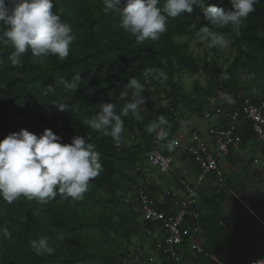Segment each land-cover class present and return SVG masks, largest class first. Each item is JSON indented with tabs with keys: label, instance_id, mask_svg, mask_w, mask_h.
I'll list each match as a JSON object with an SVG mask.
<instances>
[{
	"label": "trees",
	"instance_id": "trees-1",
	"mask_svg": "<svg viewBox=\"0 0 264 264\" xmlns=\"http://www.w3.org/2000/svg\"><path fill=\"white\" fill-rule=\"evenodd\" d=\"M53 2L57 10L53 8L54 14L69 23L75 35L70 55L60 61L54 56L33 57L29 51L22 57V66H13L8 57L14 49L0 44V140L22 128L37 135L51 129L62 138V143L83 136L101 153L103 171L90 181L82 200L57 195L41 203L21 196L9 204L0 198V264H118L123 256L118 254L115 238L127 240L140 231L150 235L156 230L142 221L127 202L138 189L147 192L153 201H158L161 195L151 186L137 184V179L144 178L141 167L154 151L156 136L147 132V126L157 116L167 119L168 137L159 144L169 154L166 145L178 133L184 115L201 120L205 112H211L214 107L224 109L239 95L254 104L264 101V35H261L264 34V0L249 15L239 36L230 28L213 29L224 34L229 52L235 54L226 67V61L219 56L220 48L210 49L206 40L203 45L195 30H191L192 24L204 23L199 9L168 18V31L158 41L137 43L135 37L119 26L115 13H105L103 0ZM210 3L230 7V0H210ZM192 43L202 50L201 57L190 50ZM157 69L167 73L166 82L153 78ZM240 70L253 74L252 84L260 77L259 96L254 95L250 86L239 83ZM184 73L202 74L203 84L193 82L189 92L185 91L180 79ZM77 76L80 80L74 90H66L59 83L61 79L72 82ZM131 78L144 85L142 95L147 102L138 116L130 113L122 117L125 131L117 147L111 137L98 133L87 121L95 118L101 103H114L120 114L127 102L119 98L120 93L132 91L127 87ZM161 96L165 106L159 103ZM57 102L67 109L58 110L54 105ZM240 132L243 140L254 137L246 127ZM221 186L230 189L232 185L226 181ZM226 198L218 193L202 201L213 213L219 212ZM170 199L164 197L163 206H168ZM212 200H216V208ZM163 206L160 210L166 211ZM203 221L201 215L199 226ZM113 224L124 231L122 235L114 230ZM216 235L213 250L224 246L227 231L217 229ZM42 236L49 238L55 248L53 254H37L31 247V241ZM156 238L159 241L156 253L162 264H169L160 245V233ZM147 260L148 256H142L138 261L143 264Z\"/></svg>",
	"mask_w": 264,
	"mask_h": 264
},
{
	"label": "clouds",
	"instance_id": "clouds-1",
	"mask_svg": "<svg viewBox=\"0 0 264 264\" xmlns=\"http://www.w3.org/2000/svg\"><path fill=\"white\" fill-rule=\"evenodd\" d=\"M261 0H230V7H220L210 0H103L105 13H115L119 26L130 33L137 43L158 41L168 31L167 20L182 13H193L199 9L203 13L201 25H191V30L208 47L224 48L223 33L213 29L230 28L237 36L246 27L245 21L256 10ZM53 0H0V44L11 46L14 51L8 59L13 66H22V57L31 52L33 57L54 56L65 61L70 55L69 48L75 40L73 29L59 15L54 14ZM264 35V34H261ZM154 79L164 83L167 73L156 70ZM80 77L72 82L61 79L66 90L77 88ZM132 91H122L120 99L127 102L120 114L114 103H101L94 119L87 124L103 136L111 137L119 147L125 131L124 119L130 113L138 116L147 102L142 95L144 85L131 78L127 85ZM50 91H55L49 87ZM131 96L132 99H128ZM58 110L67 109L62 103H54ZM168 121L157 116L147 126L149 134L157 140L168 137ZM62 138L51 129H44L37 135L27 129L12 132L0 140V198L11 204L21 196L47 203L60 195L73 200H82L88 191L90 181L103 171L101 153L95 145L87 143L83 136H75L70 143H62ZM169 151L174 144L166 145ZM5 236L9 235L4 230ZM37 254L55 252L47 236L31 241Z\"/></svg>",
	"mask_w": 264,
	"mask_h": 264
},
{
	"label": "built area",
	"instance_id": "built-area-1",
	"mask_svg": "<svg viewBox=\"0 0 264 264\" xmlns=\"http://www.w3.org/2000/svg\"><path fill=\"white\" fill-rule=\"evenodd\" d=\"M201 121L205 124L203 131L187 132L180 128L170 143L174 144L176 153L191 161L199 180L212 176L223 185L225 180L221 176L219 161L240 144V129L246 127L257 141L264 144V101L254 104L239 95L228 102L224 109L214 107L211 112H205ZM159 143L160 140L155 137L154 151L148 156L145 165L162 176L172 177L182 192V198L174 203L173 212L168 210L170 206H163L164 197H170L171 192H164L160 200L153 201L147 192L138 189L127 202L139 213L142 221L153 225L160 232V245L169 264H176L180 250L185 248L196 255H203L209 264H222L213 253L203 251L195 241L200 233L201 221V214L196 208L198 195L195 188L172 168L171 157ZM162 206L167 210H160ZM143 264H162V260L153 252ZM250 264H264V255Z\"/></svg>",
	"mask_w": 264,
	"mask_h": 264
},
{
	"label": "rangeland",
	"instance_id": "rangeland-1",
	"mask_svg": "<svg viewBox=\"0 0 264 264\" xmlns=\"http://www.w3.org/2000/svg\"><path fill=\"white\" fill-rule=\"evenodd\" d=\"M55 9V8H54ZM56 10V9H55ZM57 11V10H56ZM200 42L204 45L203 40H200ZM190 50L194 53L195 56L201 57L202 56V50L200 48L195 47V43L190 44ZM219 56L226 61L224 64V67L228 66L231 63V60L235 56V54L231 51L229 52L228 42H226V46L224 48H220ZM240 76H239V83L244 84L245 86H250L254 92L255 96H259L260 90L259 86L261 85L260 77L256 79V82L252 84L253 80V74L247 73V71L240 70ZM182 86L185 89V91L189 92L191 84L193 82H198L199 84H203V75L197 74V75H190L188 73L182 74L180 77ZM153 100H156L155 96H152ZM163 96H161L162 100ZM160 105L165 106V102L162 100V102H159ZM201 121V120H200ZM180 124V121H179ZM253 143H256L255 145L258 147L264 148V144L262 142H258L256 140H253ZM244 152L246 151L245 148ZM260 154V153H259ZM264 155V154H263ZM169 156L172 159V168L175 170H178L181 172V161L177 159V157L174 156L173 153H170ZM189 159L186 157L185 162L189 167H191V163L188 161ZM258 161L261 163L262 166H264V156L260 158L258 156ZM234 161V159H233ZM237 162V159H236ZM220 165V172L222 176L227 179L235 182L234 187L227 189L222 187L216 180H214L212 177L208 179L199 180L197 173L194 171V169L190 168L191 171H189V174L186 175L187 181L191 184L193 188H195L197 195L201 197L198 198L196 201V208L201 213L202 217L204 218L203 224L200 225V233L198 235V242L200 243V246L203 251H212L213 250V242L217 238L216 230L224 228V222L222 219L224 218L225 211L223 207L219 210V212H211V210H208L204 207L203 201H202V195H205L208 193V190H214L213 193L215 194H225L226 196L229 195V193L234 194L237 193V181L238 185L241 184V189L246 190L245 193H247L248 190L253 189L256 190L254 193L257 195H262L264 197V173L260 171L259 167H257L256 164L251 165L248 160L245 162H240V168L237 169V163L234 162L230 163L227 162L225 159H222L219 161ZM251 165V166H250ZM260 165V164H259ZM142 174L145 176V179L143 181L137 179V184H144V186H163L165 184L167 187L174 188L173 184V178L168 175H160L157 171H154L152 169H148V167L142 166L141 170ZM126 174V171L125 173ZM129 182V180H126ZM120 183L122 184V181L120 180ZM126 183V182H125ZM160 184V185H158ZM165 189V187H163ZM170 190V189H169ZM134 190L131 189V192ZM242 191V190H239ZM244 194V191H243ZM231 196V195H230ZM228 196L225 200L224 206L227 204L229 197ZM212 206L214 208L217 207L216 200H212ZM140 223V221H138ZM114 230L118 234H123V230H121L118 225L113 224ZM160 232L156 229L154 233L148 235L144 231L138 232L135 236L125 239H119L115 238L118 241L119 247L117 248L118 254L123 256L121 259L118 260V264H141L138 260L143 256H150L152 252H156V250L159 248V245L157 242L158 239L154 236H157ZM111 236L115 237L114 234L111 233ZM193 255L198 264H206L204 261L205 258L203 255H196L192 252H190L188 249L184 250L183 253L179 256V261L176 264H189V259H187V256ZM156 263V261H155Z\"/></svg>",
	"mask_w": 264,
	"mask_h": 264
},
{
	"label": "water",
	"instance_id": "water-1",
	"mask_svg": "<svg viewBox=\"0 0 264 264\" xmlns=\"http://www.w3.org/2000/svg\"><path fill=\"white\" fill-rule=\"evenodd\" d=\"M231 200L230 216L222 219L225 244L213 254L222 264H250L264 255V197L235 195Z\"/></svg>",
	"mask_w": 264,
	"mask_h": 264
},
{
	"label": "crops",
	"instance_id": "crops-1",
	"mask_svg": "<svg viewBox=\"0 0 264 264\" xmlns=\"http://www.w3.org/2000/svg\"><path fill=\"white\" fill-rule=\"evenodd\" d=\"M204 127H205V124L204 123H202V121H200L199 119H197L196 117H194V116H190V115H184L183 116V119H181V121H180V128H182L184 131H187V132H201V131H203V129H204ZM178 135V134H177ZM253 140H256L254 137H248L247 136V138H245L244 140L243 139H241V141H240V144L235 148V149H233L229 154H228V156L226 157V158H224L227 162H230V163H232V162H234L235 164L237 163V169L238 168H240L239 166V164H240V162H245V161H247L248 160V162L251 164V165H253V164H256L257 165V167H259V169H260V171L261 172H263L264 173V166H262L261 165V163H260V161L259 162H256V161H258L257 160V158H258V156H260V158L262 157V156H264L263 154H264V148H260V147H258V146H256L255 144L256 143H253ZM257 141V140H256ZM259 142V141H258ZM243 148H245V152H244V149ZM170 153H173L174 154V156L175 157H177V159L178 160H180L181 161V172L180 171H178V170H175L176 171V173L180 176V177H182V178H184L186 181H187V177H186V175L187 174H189V171H191V169L190 168H192V169H194V171L197 173V170H196V168L194 167V165L191 163V161H189L190 163H191V167H189L188 165H187V163L185 162V160H186V156H184V155H181V154H178V153H176V151L175 150H171L170 151ZM169 153V154H170ZM260 153V154H259ZM233 159H234V161H233ZM236 159H237V162H236ZM256 160V161H255ZM260 164V165H259ZM250 165V166H251ZM219 168H220V165H219ZM149 169V168H148ZM239 170V169H238ZM221 176H222V174H221ZM212 177V176H211ZM210 177V178H211ZM223 177V176H222ZM209 178V177H208ZM208 178H206V179H208ZM213 178V177H212ZM145 179V176H144V178H143V180ZM214 179V178H213ZM223 179L225 180V182L226 181H228V182H230L231 183V188H233L234 187V184H235V182H233V181H231V180H227V179H225L224 177H223ZM215 180V179H214ZM173 184H174V188L172 189V187H167L165 184H163V186H151V187H153V188H155L159 193H161V195H160V197H159V200H160V198H162V194L164 193V192H171V196H170V201L168 202V206H170L169 207V211L170 212H173L174 210H175V208H174V203L175 202H177L179 199H181L182 198V192H181V190H180V188L174 183V179H173ZM187 183H189L188 181H187ZM190 184V183H189ZM239 183H238V181H237V193H234V194H231V193H229V195L228 196H230L229 197V199L230 198H232V196H235V195H241V196H256L257 194H255L254 192L256 191V190H253V189H251L250 188V190H248L247 191V193H245L246 192V190H243V189H241V184L240 185H238ZM158 185H160V184H158ZM191 185V184H190ZM163 187H165V189L163 188ZM170 189V190H169ZM239 190H242V191H239ZM213 191L214 190H211V189H209L208 190V193H206L205 195H202V199H204V200H207V199H209L211 196H213L214 195V193H213ZM243 191H244V194H243ZM227 196V197H228ZM200 196L198 195V198H199ZM260 197H263L262 195H260ZM200 199H201V197H200ZM223 209H224V211H225V215H224V217H226V216H229V214H230V212H231V207L228 205V202H227V204L224 206V204H223ZM155 237V239H156V236H154ZM195 241L197 242V244L200 246V243L198 242V237L197 238H195ZM201 247V246H200ZM184 250H187L186 248L185 249H181L180 250V255L183 253V251ZM155 252V251H154ZM213 253V252H212ZM152 254H153V252H152ZM152 254L148 257V258H150L151 256H152ZM187 259H189L188 261H189V264H198L197 263V260H196V258L193 256V255H189V256H187ZM205 262H206V264H209L208 263V261L205 259L204 260Z\"/></svg>",
	"mask_w": 264,
	"mask_h": 264
},
{
	"label": "flooded vegetation",
	"instance_id": "flooded-vegetation-1",
	"mask_svg": "<svg viewBox=\"0 0 264 264\" xmlns=\"http://www.w3.org/2000/svg\"><path fill=\"white\" fill-rule=\"evenodd\" d=\"M249 197V196H248ZM228 205L230 206V207H232V200H231V198L228 200ZM231 213V212H230ZM229 216H230V214H229ZM232 222V218L230 217V223Z\"/></svg>",
	"mask_w": 264,
	"mask_h": 264
}]
</instances>
